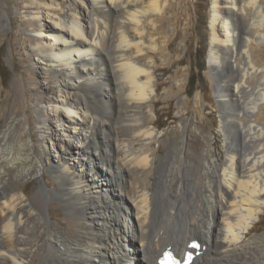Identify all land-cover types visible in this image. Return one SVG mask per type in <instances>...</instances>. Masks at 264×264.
<instances>
[{
	"label": "bare ground",
	"instance_id": "obj_1",
	"mask_svg": "<svg viewBox=\"0 0 264 264\" xmlns=\"http://www.w3.org/2000/svg\"><path fill=\"white\" fill-rule=\"evenodd\" d=\"M173 4L19 1L20 12L33 21V36H18L15 47L22 51L21 42L29 43L34 68L48 66L58 90L50 97L30 77L22 82L43 102L34 106L43 144L53 145L54 128L58 147L70 156L58 171L77 186L80 226L74 238L47 226L32 203L23 204L22 192L6 190L0 159V264H26L37 248L42 260L50 252L62 258L48 264H157L168 246L183 255L194 239L200 249L192 264H264V233L249 235L264 212V126L254 117L264 103V75L255 86L246 81L264 72L248 50L254 38L264 41V0H212L208 66L219 103L225 105L227 97L240 105L236 140L228 136L229 116L221 110L224 159L216 156L215 136L207 137L202 127L185 143L192 132L181 106L177 131L165 140L164 154H155L158 67L146 56L160 46L148 25L154 28L153 17ZM246 9L250 16L244 20ZM222 70L241 73L238 83L226 87V97L219 86ZM21 86L15 82L12 88ZM242 91H250L247 101ZM21 105L14 109L3 99L0 111L11 112L9 123L17 120L11 126L22 130ZM71 139L77 140L74 151Z\"/></svg>",
	"mask_w": 264,
	"mask_h": 264
},
{
	"label": "rangeland",
	"instance_id": "obj_2",
	"mask_svg": "<svg viewBox=\"0 0 264 264\" xmlns=\"http://www.w3.org/2000/svg\"><path fill=\"white\" fill-rule=\"evenodd\" d=\"M19 1L21 0H0V103L5 99L7 106L14 109L23 103L21 105V116L18 119L24 121L25 128L21 130L17 129L15 125L11 126L12 123L17 121L14 120L9 123V121L11 122L12 113L2 115L0 111L1 175L4 178L6 190H14L17 193L22 192L25 195L23 204L32 203L47 226L59 232H68L67 235L70 237L73 235L76 237L80 226V210L76 206V203L79 202L76 194L77 186L74 182L67 179L66 176L59 173L60 164L68 163L70 156L64 154L58 147L57 138H59V135L54 132V128H52L51 132L49 131L53 145L51 146V143L43 144V140L35 128L36 115L34 112V106L41 102L35 99L37 92H30L32 85L27 83V86H24L22 80L24 77H30L29 79L36 85V90L44 91L50 97L58 90V83H56L57 80L48 66L43 65L42 69L36 68L37 70L34 68L33 58L30 57L29 43L21 42L24 49L22 51L15 47L19 43L18 36L22 39L33 36L31 29L33 21L30 17L20 12L18 9ZM52 1L54 4L63 2V0ZM172 1L174 2L172 10L169 8L165 9V12L159 15L160 17L158 18L155 15L153 17L156 18L154 28L148 25V31L150 33L153 32L151 37H157L160 46L159 49L151 51L146 56L148 60L153 58L158 67L156 70L159 81L157 88L158 100L154 99L153 109L155 115L152 118L156 123L155 130L159 136V138L157 137V142L153 144L156 150L155 154L157 153L158 157L164 154L165 140L172 136L174 131H177L179 126L178 107L181 106L186 114L185 118H187L185 119V125L192 132V137H186L185 143L189 139L194 140L195 133L202 127L207 137L212 139L211 135L215 136V140L213 139L212 142L214 141L216 149L218 148L216 156L218 159L220 156L224 159V154L220 150L221 142L224 139V133L220 130V115L222 108H224V112L229 116L227 118L230 120L227 134L232 140L238 139L239 135L236 126L239 125V122L235 116L240 111V105L233 103L225 95L226 87L238 83L241 73L240 71L231 73L229 70L219 72L220 90L222 95L226 97V103L222 106L217 99L215 80L212 78L213 73L207 68L211 39L209 22L212 0ZM246 10L247 16L244 15L242 17L244 20H247L250 16L249 9ZM197 21L199 26L196 25ZM248 50L252 63L258 68H264V41H257L254 38L248 44ZM204 53H206V71L203 73L204 83L198 87V90L190 98L186 89L188 74L190 68L194 66L195 57L197 66H202L200 58ZM237 62L241 67H244L242 55L238 57ZM251 75V78H247L246 81L248 84L255 86V80L262 77L264 72H253ZM15 82H19L22 85L16 92L12 88ZM249 93L250 91H242L240 94L241 100L247 101ZM41 105H43V102ZM50 117L52 118L53 116ZM254 117L258 125L264 126V103L254 113ZM163 124L166 126L159 130V127ZM175 134L180 136V133L177 134L175 132ZM253 137L250 134L249 138L253 139ZM91 139L94 141L95 137H91ZM71 140H69L70 147L74 151L77 140ZM27 156L28 160L26 159ZM54 191L59 192L56 193ZM263 233L264 212L259 216V220L249 235ZM168 247L171 248L170 246ZM42 253L43 250L37 248L33 252L34 255L32 254L26 261V264H48L49 261H56L57 263V259L60 258L58 254L50 252V258L47 261L42 260ZM177 255L181 256V254ZM127 264L130 263L127 262Z\"/></svg>",
	"mask_w": 264,
	"mask_h": 264
},
{
	"label": "trees",
	"instance_id": "obj_3",
	"mask_svg": "<svg viewBox=\"0 0 264 264\" xmlns=\"http://www.w3.org/2000/svg\"><path fill=\"white\" fill-rule=\"evenodd\" d=\"M197 26H199V22L197 21ZM205 55L204 53L202 57L200 58V63L202 66H197V59L194 58V66L190 68L188 78H187V95L188 97H192L194 93L198 90V87H200L201 84L204 83V75L203 73L206 71V61H205ZM166 125L163 124L159 127V130L164 128Z\"/></svg>",
	"mask_w": 264,
	"mask_h": 264
},
{
	"label": "water",
	"instance_id": "obj_4",
	"mask_svg": "<svg viewBox=\"0 0 264 264\" xmlns=\"http://www.w3.org/2000/svg\"><path fill=\"white\" fill-rule=\"evenodd\" d=\"M207 68L209 69L208 65H207Z\"/></svg>",
	"mask_w": 264,
	"mask_h": 264
}]
</instances>
